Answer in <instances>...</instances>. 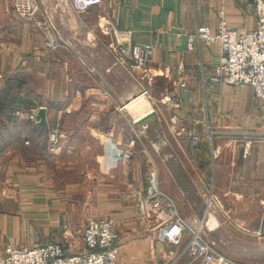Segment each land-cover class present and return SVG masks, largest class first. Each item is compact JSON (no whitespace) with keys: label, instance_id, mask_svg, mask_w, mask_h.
Here are the masks:
<instances>
[{"label":"crops","instance_id":"1","mask_svg":"<svg viewBox=\"0 0 264 264\" xmlns=\"http://www.w3.org/2000/svg\"><path fill=\"white\" fill-rule=\"evenodd\" d=\"M37 1L30 20L0 0V248L51 241L80 254L87 221L107 217L120 264H165L179 248L158 235L155 213L142 217L122 195L137 187L164 192L194 225L204 220L222 254L264 253V139L246 157L236 138H208L209 126L264 130V99L250 85L207 89L218 45L189 43L197 26L217 28L221 10L235 28H255L252 0H102L81 11ZM111 25L153 44L147 71L115 64L103 30ZM150 85L153 96L142 93ZM42 107L44 122L29 117ZM177 264L201 261L185 255Z\"/></svg>","mask_w":264,"mask_h":264},{"label":"built area","instance_id":"2","mask_svg":"<svg viewBox=\"0 0 264 264\" xmlns=\"http://www.w3.org/2000/svg\"><path fill=\"white\" fill-rule=\"evenodd\" d=\"M64 1L75 11L87 10L102 3V0ZM252 3L255 8V28H235L221 10L217 28L197 26L189 35V43L190 46L196 42L200 45H218L219 60L215 65V74L209 78L211 86L220 83L250 85L255 95L264 99V0H252ZM13 6L21 17L30 20L39 10L37 0H14ZM46 19L53 26L51 13L46 14ZM103 30L110 35L108 48L115 58V64L148 69L153 59V44L136 42L132 28L111 25ZM178 68L181 72L186 70L183 62L178 64ZM203 79L206 81V78ZM153 91V86H144L142 93L152 96ZM36 117L37 114L32 112L30 118ZM181 130L185 131V127ZM215 136L236 138L248 157L253 154L255 142L264 139V130H214L209 126L210 142ZM201 143L202 135L194 132V147L199 148ZM218 154V148L213 147V160ZM125 194L133 198L142 217L155 213L158 235L168 244L179 248L178 253L165 264H177L185 255L200 259L201 264H236L234 259L219 252L215 243L208 239L204 220L195 225L190 223L179 212L174 200L164 192L150 194L132 187ZM84 242L86 250L80 254H69L62 244L51 241L33 245L8 244L0 248V264H120V238L113 219H89L84 228Z\"/></svg>","mask_w":264,"mask_h":264},{"label":"rangeland","instance_id":"3","mask_svg":"<svg viewBox=\"0 0 264 264\" xmlns=\"http://www.w3.org/2000/svg\"><path fill=\"white\" fill-rule=\"evenodd\" d=\"M42 1H44L45 2V0H42ZM59 1H61V0H57V2H59ZM63 3H65V1L63 0ZM25 19V18H24ZM109 35V34H108ZM110 36V35H109ZM79 54V53H78ZM203 69V68H202ZM147 71V70H146ZM211 76H206V75H204L202 78H206V81H205V84H206V86H207V84H208V88L207 89H209L210 90V86H211V84H210V82H209V78H210ZM203 81H204V79H203ZM217 85V84H216ZM154 87V86H153ZM206 89V88H205ZM206 89V90H207ZM208 90V91H209ZM154 93H155V90L153 91V93H152V96L154 95ZM204 95H205V93H204ZM206 99V98H205ZM133 108L132 107H128L126 110H128V111H131ZM153 110H155L156 111V109H153ZM20 112V111H19ZM19 112H18V114H19ZM38 112H39V109L38 110H35V113L36 114H38ZM21 113V112H20ZM31 115V114H30ZM30 115H29V117H30ZM206 115V117H207V111H205V114H204V116ZM164 116L165 117H168L169 118V116H168V114L167 113H165L164 114ZM36 118H38V116L36 117ZM172 123H169V124H166L165 125V127H164V134H166V135H168V134H172ZM214 129V128H213ZM214 130H218V129H214ZM219 137V136H218ZM168 140V139H167ZM202 144V143H201ZM201 144H200V146H201ZM194 148H196V147H194ZM216 148H217V146H216ZM217 158L218 157H216L214 160H217ZM125 192H127V189L125 190V191H123L122 192V195L124 196V198H126V197H128L126 194H125ZM129 198V197H128ZM261 207V210H259L263 215H264V201H263V203H262V205L260 206ZM257 209H259V205L257 206ZM101 218H107V217H101ZM92 219V218H91ZM256 238H259V237H256ZM261 238L262 239H264V236H261ZM260 238V239H261ZM243 239V238H242ZM241 239V240H242ZM250 239H252V238H250V236H245V238H244V240L245 241H248V242H250ZM254 242L255 241H251V244L249 245V246H255V244H254ZM258 242V241H257ZM263 243H264V240L262 241ZM244 244H245V242H244ZM216 246V245H215ZM239 246V248H241L243 245H238ZM238 246H235L234 248H237ZM256 249H257V247H255V251H256ZM225 255V254H224ZM229 255H231V257L233 256L234 258H236L237 260H239V261H241V260H243L244 262H246L247 264H264V253H260V252H254V253H245V254H229ZM227 256V255H226ZM229 257V256H228ZM230 257V258H231Z\"/></svg>","mask_w":264,"mask_h":264},{"label":"water","instance_id":"4","mask_svg":"<svg viewBox=\"0 0 264 264\" xmlns=\"http://www.w3.org/2000/svg\"><path fill=\"white\" fill-rule=\"evenodd\" d=\"M153 115H155V111H152L147 116L150 117V116H153ZM37 116L42 119V122H44L45 118H46V108H44V107L40 108Z\"/></svg>","mask_w":264,"mask_h":264}]
</instances>
